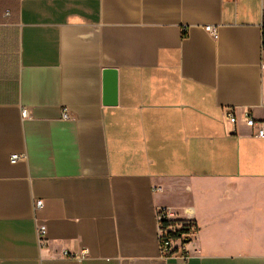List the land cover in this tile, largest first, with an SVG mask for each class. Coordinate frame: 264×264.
I'll use <instances>...</instances> for the list:
<instances>
[{"label": "crops", "instance_id": "crops-1", "mask_svg": "<svg viewBox=\"0 0 264 264\" xmlns=\"http://www.w3.org/2000/svg\"><path fill=\"white\" fill-rule=\"evenodd\" d=\"M262 21L263 0H0V264H264ZM161 207L196 222L189 260Z\"/></svg>", "mask_w": 264, "mask_h": 264}, {"label": "built area", "instance_id": "built-area-1", "mask_svg": "<svg viewBox=\"0 0 264 264\" xmlns=\"http://www.w3.org/2000/svg\"><path fill=\"white\" fill-rule=\"evenodd\" d=\"M262 26H263V30H264V0H263ZM205 29L207 32L211 33L215 37L217 36V29L214 26L208 25V26H206ZM23 116L25 118L29 117L28 110H23ZM63 118L64 119L70 118V115H69L67 110L64 111ZM228 118H229L231 123L237 124L238 116L235 113L233 108L228 109ZM244 122H245L246 126L252 130V135L254 137L264 139V120H258L253 115H251L250 113L247 112L244 116ZM25 157H26L25 154H13L11 156L10 160L12 163H17L21 160H24ZM42 205H43L42 201L37 202V208H41ZM175 217H176L175 212H173V210L170 208L161 207L157 210V221L159 224L161 251H162L163 255H165V256H175L179 260L187 261L192 256V253L190 252V250H188V244L192 241V235L198 231V228L193 229V232L190 235L191 240H186L182 243L180 242L178 245L179 246L178 251L173 253L171 250H172V247L175 244V242L164 240V238H163L164 229L161 226L165 220H170V219H173ZM190 221H193V220H190ZM46 234H47L46 226H38L37 227V238H38L39 244L41 246H45V244L47 243ZM75 255L78 256V254H75Z\"/></svg>", "mask_w": 264, "mask_h": 264}, {"label": "trees", "instance_id": "trees-1", "mask_svg": "<svg viewBox=\"0 0 264 264\" xmlns=\"http://www.w3.org/2000/svg\"><path fill=\"white\" fill-rule=\"evenodd\" d=\"M161 227L164 229V240L175 242L171 250L173 253L178 251V245L180 242L182 243L186 240H191L190 235L192 234L193 229L198 228L195 221L177 217L165 220Z\"/></svg>", "mask_w": 264, "mask_h": 264}, {"label": "water", "instance_id": "water-1", "mask_svg": "<svg viewBox=\"0 0 264 264\" xmlns=\"http://www.w3.org/2000/svg\"><path fill=\"white\" fill-rule=\"evenodd\" d=\"M104 87L106 95V104H116L117 103V93H118V71L116 69H105L104 71ZM188 242V241H187Z\"/></svg>", "mask_w": 264, "mask_h": 264}, {"label": "rangeland", "instance_id": "rangeland-1", "mask_svg": "<svg viewBox=\"0 0 264 264\" xmlns=\"http://www.w3.org/2000/svg\"><path fill=\"white\" fill-rule=\"evenodd\" d=\"M189 244H190V243H189ZM189 244H188V245H189Z\"/></svg>", "mask_w": 264, "mask_h": 264}]
</instances>
